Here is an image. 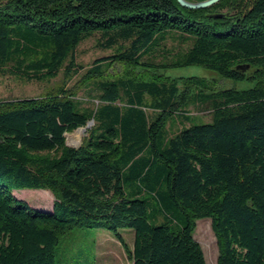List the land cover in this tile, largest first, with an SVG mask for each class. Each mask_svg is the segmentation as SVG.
Returning a JSON list of instances; mask_svg holds the SVG:
<instances>
[{"label": "trees", "instance_id": "16d2710c", "mask_svg": "<svg viewBox=\"0 0 264 264\" xmlns=\"http://www.w3.org/2000/svg\"><path fill=\"white\" fill-rule=\"evenodd\" d=\"M169 35L190 46L157 63ZM94 36L115 49L89 71L95 107L80 108L64 86L0 101V264H57L64 236L99 227L132 264H208L195 238L204 219L218 264H264V0L201 9L178 0H0V77L71 79L78 47ZM116 64L201 67L254 86L211 92L200 78L183 89L177 80L104 78ZM191 104H207L212 120L184 126ZM173 119L181 126L170 135ZM91 121L83 144L69 147L66 135ZM13 189L50 191L52 211L31 209Z\"/></svg>", "mask_w": 264, "mask_h": 264}, {"label": "rangeland", "instance_id": "374dc122", "mask_svg": "<svg viewBox=\"0 0 264 264\" xmlns=\"http://www.w3.org/2000/svg\"><path fill=\"white\" fill-rule=\"evenodd\" d=\"M99 37L94 36L80 44L76 51V64L79 67L78 74L66 80L64 71L53 80L47 82L26 81L14 76L0 77V101H14L19 99L41 98L59 87H65L73 94L74 100L79 103L80 108H92L97 105L98 89L90 78L89 71L94 67V62L103 57H109L115 53L114 50L104 51L98 45ZM188 43L180 42L176 35H169L161 46L156 57L157 63L163 62L166 51L172 56L189 48ZM104 78L115 79L117 77H133L140 80L171 81L177 80L179 87L183 89L187 84L185 79L200 78L206 80L210 91H220L226 88L239 90L254 86L251 82L235 83L226 81L213 71L201 67L177 68L158 73L137 71L126 65L116 64L105 68ZM92 81V82H91ZM190 123H209L212 120V110L207 104H191L185 108ZM151 114L152 111H149ZM170 135L178 132L180 121L173 119L169 123ZM83 127L66 135L67 145L78 148L88 137L90 129ZM81 131V132H80ZM18 199L23 200L31 209L51 212L54 196L47 190H18L13 189ZM131 234H127V233ZM127 243L132 247L135 234L131 230L122 232ZM195 238L201 244L208 264H218V245L209 219L200 220L197 223ZM57 264H132L125 254L122 245L106 229L84 228L76 229L64 236L57 248Z\"/></svg>", "mask_w": 264, "mask_h": 264}, {"label": "water", "instance_id": "95a60500", "mask_svg": "<svg viewBox=\"0 0 264 264\" xmlns=\"http://www.w3.org/2000/svg\"><path fill=\"white\" fill-rule=\"evenodd\" d=\"M179 3L186 7V8H191V9H201V8H208L212 5H215L216 3L220 2L221 0H206V1H202V2H188L186 0H178ZM218 17V16H217ZM220 17V16H219ZM94 124L93 121H91L87 127L89 128L90 126H92ZM78 130H83L81 128H79ZM67 138V137H66Z\"/></svg>", "mask_w": 264, "mask_h": 264}, {"label": "bare ground", "instance_id": "6f19581e", "mask_svg": "<svg viewBox=\"0 0 264 264\" xmlns=\"http://www.w3.org/2000/svg\"><path fill=\"white\" fill-rule=\"evenodd\" d=\"M82 131H84V130H82ZM81 132V131H80Z\"/></svg>", "mask_w": 264, "mask_h": 264}]
</instances>
